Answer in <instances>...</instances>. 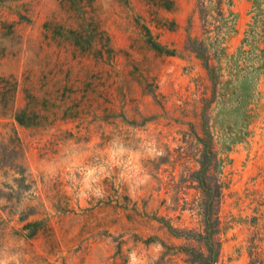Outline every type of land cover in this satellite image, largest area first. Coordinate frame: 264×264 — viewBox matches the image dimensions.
<instances>
[{
	"label": "rangeland",
	"instance_id": "1",
	"mask_svg": "<svg viewBox=\"0 0 264 264\" xmlns=\"http://www.w3.org/2000/svg\"><path fill=\"white\" fill-rule=\"evenodd\" d=\"M208 197L264 264V0H0V260L198 264Z\"/></svg>",
	"mask_w": 264,
	"mask_h": 264
},
{
	"label": "trees",
	"instance_id": "2",
	"mask_svg": "<svg viewBox=\"0 0 264 264\" xmlns=\"http://www.w3.org/2000/svg\"><path fill=\"white\" fill-rule=\"evenodd\" d=\"M223 0H218L219 4L222 3ZM202 47V43H200V49ZM204 67L207 69L208 64L207 61L204 64ZM214 200L211 197L207 198V204L205 206V212H204V231L201 234H198L197 236H192L191 238L186 235L185 233L172 230V233H174V236L179 238H185V239H196L197 241H200L203 243L206 254L197 253L194 256L193 252L191 250H186L184 247L181 248V251L184 252L186 255H190L193 258V262H198V264H217L218 256L221 250L222 241L220 239V234L222 229L220 228V219L218 214L215 212L213 213L212 205ZM218 203V202H217ZM254 246L256 247V242L260 241L261 236L259 229L253 233L252 235ZM192 254V255H191ZM261 254V251L259 249H256L255 252H250V258L251 261L249 264H255V259H257Z\"/></svg>",
	"mask_w": 264,
	"mask_h": 264
},
{
	"label": "clouds",
	"instance_id": "3",
	"mask_svg": "<svg viewBox=\"0 0 264 264\" xmlns=\"http://www.w3.org/2000/svg\"><path fill=\"white\" fill-rule=\"evenodd\" d=\"M148 155L151 158H155L158 155H163V153H162V151H157V149L155 147H151L148 150ZM150 179H151L150 176H148L145 173L144 176L139 179L138 184L146 183ZM96 194L97 195H100L101 193L100 192H97ZM153 247L155 249L159 250V245H154ZM0 264H8V261L7 260H0ZM17 264H18V262H17ZM129 264H144V262L143 261H140L136 257V255L133 253V254H130Z\"/></svg>",
	"mask_w": 264,
	"mask_h": 264
}]
</instances>
